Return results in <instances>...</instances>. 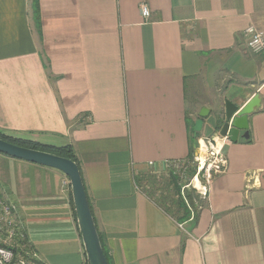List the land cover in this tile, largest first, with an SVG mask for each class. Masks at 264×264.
Returning a JSON list of instances; mask_svg holds the SVG:
<instances>
[{
	"label": "crops",
	"instance_id": "0c3cea01",
	"mask_svg": "<svg viewBox=\"0 0 264 264\" xmlns=\"http://www.w3.org/2000/svg\"><path fill=\"white\" fill-rule=\"evenodd\" d=\"M251 25L264 33V0H0V131L73 148L110 264H264V55L247 46ZM226 95H259L249 141L228 143L198 222L179 224L136 179L189 157L203 108L200 138L216 135ZM67 180L0 154V193L40 264H86Z\"/></svg>",
	"mask_w": 264,
	"mask_h": 264
},
{
	"label": "water",
	"instance_id": "95a60500",
	"mask_svg": "<svg viewBox=\"0 0 264 264\" xmlns=\"http://www.w3.org/2000/svg\"><path fill=\"white\" fill-rule=\"evenodd\" d=\"M259 95L252 97L241 106L240 103L225 100V110L218 115L216 131L228 139L229 144H237L240 138H250L249 118L260 106ZM210 109L203 108L195 123V136L202 131L204 120L210 116ZM244 132V133H242ZM229 144L223 148L227 155ZM0 154L40 165L63 173L69 180L77 224L83 243L86 264H109L106 258L100 234L88 199L84 179L77 162L49 152L13 144L0 138Z\"/></svg>",
	"mask_w": 264,
	"mask_h": 264
},
{
	"label": "built area",
	"instance_id": "2783aa9c",
	"mask_svg": "<svg viewBox=\"0 0 264 264\" xmlns=\"http://www.w3.org/2000/svg\"><path fill=\"white\" fill-rule=\"evenodd\" d=\"M140 11L144 18H150V9L145 3L140 5ZM244 34L248 38V48L254 54L264 55V33L251 25ZM228 143L227 138L218 134L203 137L199 141L194 161L199 164V172H203V177L206 179V183L198 189L203 197L208 198L214 176L227 170L228 159L222 151ZM190 163V160L169 161L160 170L173 169L182 180L188 176ZM149 164L155 167L154 163ZM194 181L196 182L197 178ZM63 184L70 185L68 180ZM18 214V206L0 193V264H40L37 256L29 250Z\"/></svg>",
	"mask_w": 264,
	"mask_h": 264
},
{
	"label": "trees",
	"instance_id": "16d2710c",
	"mask_svg": "<svg viewBox=\"0 0 264 264\" xmlns=\"http://www.w3.org/2000/svg\"><path fill=\"white\" fill-rule=\"evenodd\" d=\"M198 135L195 137H192L191 143H190V155L187 159H191L197 149V139ZM0 138L11 142L13 144H17L20 146L33 148L36 150H41L45 152H49L58 156H62L64 158L71 159L78 163L76 153L74 152L73 148L68 145L64 147H54V146H48V145H42L39 143H33L28 140H25L23 138L15 137L13 135H9L6 133H3L0 131ZM247 140V139H246ZM249 141V139H248ZM167 172V170H165ZM163 171V172H165ZM161 172V174L163 173ZM188 174L193 175V170H188ZM158 173L149 174L147 176L138 177L136 182L138 185L143 187L144 192L154 201L158 204V206L164 210L168 215H170L176 222L181 224L182 222H188L190 221V218L192 217V225L196 224L199 220L200 212L203 209V206L198 207V210L195 212V204L198 199L195 195V191L185 189L182 190V184L180 182V177L178 173H176L173 169H168V175L167 178L163 177ZM163 184V185H161ZM196 201V203H195ZM194 208V216H192V211L190 209ZM177 213V214H176ZM180 219H185L184 221ZM101 238V235H100ZM102 242V238H101ZM103 245V243H102ZM103 249L106 255V258L108 260V263L110 264V259L107 254V251L103 245Z\"/></svg>",
	"mask_w": 264,
	"mask_h": 264
},
{
	"label": "rangeland",
	"instance_id": "374dc122",
	"mask_svg": "<svg viewBox=\"0 0 264 264\" xmlns=\"http://www.w3.org/2000/svg\"><path fill=\"white\" fill-rule=\"evenodd\" d=\"M227 97H226V100H230V101H235L234 99H233V95H226ZM224 110V109H223ZM214 112H216V111H214ZM213 112V113H214ZM222 112V111H221ZM220 112V113H221ZM217 113H218V111H217ZM219 115V113L217 114V116ZM216 134H218V132L216 133ZM202 138V137H201ZM200 135H198V139H197V147L199 146V141H200ZM197 150V149H196ZM190 161H191V163H190V165H189V169L190 170H193L194 171V174L193 175H190V174H188V176H187V178H185V179H180V182H181V184L183 185L182 186V190L184 191L185 189H188V190H194L196 193V197H198V196H200V197H198V201H197V203H196V201H195V212H196V210H198V207H200V206H203V207H205L206 206V203H207V197H203L200 193H199V191H198V189H199V187L200 186H203L205 183H206V179L203 177V172H199V164L197 163V162H195L194 161V156L191 158V159H189ZM167 170V172L165 171V172H163L162 174H161V172H158V174H159V176H157V177H160V175L161 176H163V177H165V178H167V175H168V169H166ZM211 174H212V172H210ZM195 178H197V181L195 182L194 181V179ZM193 180V181H192ZM191 183H192V185H191ZM161 185H163V184H161ZM186 187V188H185ZM191 211H192V216H194V208H192V209H190ZM177 214V213H176ZM180 220H182V221H184L185 219H180ZM190 220H192V217L190 218ZM188 222H190V221H188ZM190 223H192V221L190 222ZM189 223V224H190ZM182 225L183 224H185V225H187L188 223L187 222H182L181 223Z\"/></svg>",
	"mask_w": 264,
	"mask_h": 264
}]
</instances>
